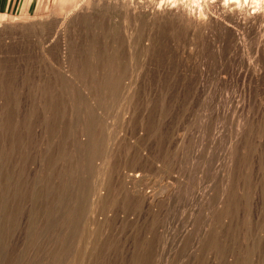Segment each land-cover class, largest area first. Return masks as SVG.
<instances>
[{
	"label": "rangeland",
	"instance_id": "obj_1",
	"mask_svg": "<svg viewBox=\"0 0 264 264\" xmlns=\"http://www.w3.org/2000/svg\"><path fill=\"white\" fill-rule=\"evenodd\" d=\"M0 264H264V0L0 14Z\"/></svg>",
	"mask_w": 264,
	"mask_h": 264
},
{
	"label": "crops",
	"instance_id": "obj_2",
	"mask_svg": "<svg viewBox=\"0 0 264 264\" xmlns=\"http://www.w3.org/2000/svg\"><path fill=\"white\" fill-rule=\"evenodd\" d=\"M41 0H0V14L34 11Z\"/></svg>",
	"mask_w": 264,
	"mask_h": 264
},
{
	"label": "bare ground",
	"instance_id": "obj_3",
	"mask_svg": "<svg viewBox=\"0 0 264 264\" xmlns=\"http://www.w3.org/2000/svg\"><path fill=\"white\" fill-rule=\"evenodd\" d=\"M174 4H175V3H174ZM168 5H169V4H168ZM168 5H167V6H168ZM170 5H171V4H170ZM172 5H173V4H172ZM168 7H169V6H168ZM170 7H171V6H170ZM171 8H172V7H171ZM173 9H174V6H173ZM173 9H172V10H173ZM175 9H176V7H175ZM163 10H166V9L164 8ZM181 10H182V9H181ZM168 11H169V10H168ZM170 11H171V9H170ZM187 11H188V10H187ZM190 11H191V10H190ZM164 12H165V11H164ZM186 13H187V12H186ZM186 13H185V14H186ZM183 14H184V13H183ZM184 16H185V15H184ZM198 19H199V18H198ZM197 21H199V20H197Z\"/></svg>",
	"mask_w": 264,
	"mask_h": 264
}]
</instances>
